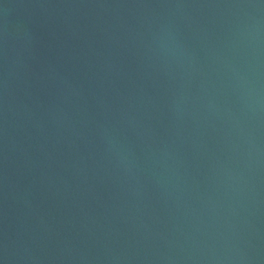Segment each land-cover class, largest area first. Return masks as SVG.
<instances>
[{
  "label": "water",
  "instance_id": "water-1",
  "mask_svg": "<svg viewBox=\"0 0 264 264\" xmlns=\"http://www.w3.org/2000/svg\"><path fill=\"white\" fill-rule=\"evenodd\" d=\"M0 264H264V0H0Z\"/></svg>",
  "mask_w": 264,
  "mask_h": 264
}]
</instances>
